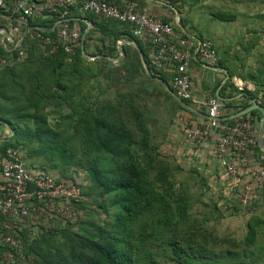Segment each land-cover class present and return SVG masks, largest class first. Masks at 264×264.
I'll list each match as a JSON object with an SVG mask.
<instances>
[{
	"label": "trees",
	"instance_id": "16d2710c",
	"mask_svg": "<svg viewBox=\"0 0 264 264\" xmlns=\"http://www.w3.org/2000/svg\"><path fill=\"white\" fill-rule=\"evenodd\" d=\"M175 3L172 1L170 5L175 6ZM68 17H79L92 24L84 40V49L90 57L110 56L116 51L117 42L122 40L134 41L139 48H142L140 40H144L152 47L147 38L133 36L132 27L128 24L82 15L74 10ZM213 17L221 22L234 21L232 15ZM30 21L32 25L49 28L54 19L47 15L46 18ZM167 21L164 19V22ZM77 26L82 33L87 27L83 21H78ZM174 31H179L177 26H174ZM247 45L242 46L245 56L251 53L255 43L247 42ZM22 47L26 50L23 60H17L15 52L11 54L13 60L10 64L0 67V127L5 125L12 131L10 137L7 135L0 142V155L7 147L15 148L28 163L27 159L34 155L44 157V153L59 147L62 152L66 151L74 157L73 141L70 142V137L58 141V132L54 129L57 125L48 121L45 111L50 105L66 102L70 109L67 118L70 123L73 120L76 122L75 129L82 147L80 156L84 160L92 158L86 163L85 172L90 176L93 187H89L93 194L83 192L84 186L72 174L66 176L61 170L57 171L52 163H47V167L45 164L30 166L28 163L30 168H43L58 180L77 186L80 198L75 205L80 213L72 223L58 218H44L37 223L26 219L16 231L8 229L5 219L0 217V236L11 235L19 244L14 253L15 264H215L213 256H216L218 264L222 257H230L232 254H224L228 250L216 252L198 244L192 236H179L180 226L190 216L187 214L191 208V195L187 189L189 183L186 179L185 182L180 180L187 190L175 191V177L181 169L176 166V171H173L162 160L164 156L152 142L141 114L135 112L133 100L127 96L115 97L116 102L107 101L104 105L98 99L90 105L82 100L83 92L92 90L88 84L94 76L90 65L95 62L104 66L107 61L94 59L88 62L79 47L72 56L63 53L42 56L37 54V43L30 35L26 36ZM215 49L219 58L217 67L227 69L224 57L219 56ZM0 53L2 57L10 55L1 46ZM145 63L149 77L164 81L173 91L168 75L159 72L146 57ZM235 65L234 71L228 68L230 79L225 88L232 87V75L242 70H237ZM26 73L33 75V80L37 73L35 80L38 84L33 86L19 81L29 76ZM235 91L244 92L250 99L258 98L257 91ZM165 93L172 98L177 112H188ZM73 94L74 98H68ZM261 97L264 98V91ZM245 108L246 104L240 107L241 110ZM247 116H255L257 122L261 117L257 110L242 118ZM34 143L39 144L37 148H33ZM187 176L184 174V178ZM94 205L102 215L96 222L88 224L84 222L83 213H87L86 209L98 213ZM48 240L52 244H47ZM7 249L0 244V264H6L2 262V256ZM19 253L23 259H17Z\"/></svg>",
	"mask_w": 264,
	"mask_h": 264
},
{
	"label": "built area",
	"instance_id": "2783aa9c",
	"mask_svg": "<svg viewBox=\"0 0 264 264\" xmlns=\"http://www.w3.org/2000/svg\"><path fill=\"white\" fill-rule=\"evenodd\" d=\"M7 1L0 0V46L10 55L2 57L0 53V67L10 64L12 53L17 52V60L24 59L26 50L22 45L27 35L37 43V54L42 56L59 53L72 56L78 47L81 50V40L87 27L82 33L77 22L83 21L86 26L90 22L79 17L69 18L72 10L128 24L132 27L133 36L150 41L155 68L168 75L174 94L194 111L185 108L188 112L176 114L175 131L192 150L211 142V157L217 160L227 178L248 174L249 179L242 185L238 196L239 205L243 208L257 197L255 189L264 188V167L257 165L256 153H253L258 146V132L252 120L248 116L227 118L223 113L226 106L217 97L197 99L193 96L189 74L192 60L198 59L216 68L219 58L210 40L179 35L174 31V26L180 22L177 14L171 22H164L152 16L146 0H118V3L105 0ZM157 1L175 11V6L170 3L177 0ZM47 15L54 19L49 28L32 25L30 20L46 18ZM259 104L264 108V98L259 100ZM7 135L10 137L12 131L9 130ZM4 137L0 136V142ZM79 198L77 186L58 180L43 168H30L18 149L7 147L0 155V217L5 219L8 229L18 230L26 219L32 223L44 218L75 222L80 213L75 205ZM0 244L8 248L2 262L15 264L14 253L19 249L17 240L11 235H3L0 236ZM17 259H23V255L19 253Z\"/></svg>",
	"mask_w": 264,
	"mask_h": 264
},
{
	"label": "rangeland",
	"instance_id": "374dc122",
	"mask_svg": "<svg viewBox=\"0 0 264 264\" xmlns=\"http://www.w3.org/2000/svg\"><path fill=\"white\" fill-rule=\"evenodd\" d=\"M189 1L191 4L188 5V23L192 26L194 31L196 30L201 35L212 32L216 38L219 37L220 41L223 40V42L225 40H230L232 42L236 40L239 45L238 50H240L237 51L236 55L232 56L231 59L233 63L235 61V67L237 70L242 68V71H244L246 66L245 64L248 65L247 68L250 70L246 71L247 73L245 74H251L253 71L256 72L258 70H264V45H260V42L264 44V24L262 25L261 23L264 22L262 20L264 18H260V16L264 17V0H208V2L216 4L218 6L217 8H208L206 5L200 6V0ZM148 9L152 16L157 17L151 10L152 7H148ZM210 15H232L234 16V21L228 23L221 22L214 19ZM246 41L251 44L254 42L257 47V49H255L256 51H254L256 53H254L253 56H245L246 54H243L244 52L242 46H248ZM85 59L88 62H93V60L89 58ZM110 63L111 62L107 61L106 64H104V66H106L105 68L101 64L95 62L90 65L94 76L90 78L88 84L92 87V90L91 92H83L84 99L82 100L90 105L98 99L99 103L104 105L107 104V101L113 102L115 97H130L134 102L136 109L135 112L141 114L143 122L147 125V128L151 133L152 142L158 146L160 153L165 157H162V160L165 161L169 167H171V170L177 168L176 166L181 169L175 177V179L177 178L175 191L179 193V190L185 191L188 189V192H190L191 208L189 209V213L187 211V214L190 216L189 218L187 216L186 223L180 226L179 236H181V238H188L192 236L198 244H202L206 248L214 249L216 252L228 250L224 252L225 255H231L234 252L237 255L239 252V255H241L240 253L245 249H240V246L242 245L234 238L236 235L240 236L238 234L240 225L238 226L234 222L230 221L226 222V218H224V216L216 209L218 208L216 201L214 202L209 198V196H207L208 192H200V187L201 189L205 188V190H208L209 187L206 182L204 186L200 183H198V186L196 185V187L192 186L193 183H191V178L195 176L197 171L191 169L190 167H188L187 172L184 171V167L186 165L181 162L182 159L180 157H176L173 154L172 144L169 145L168 141H172L170 137L175 133L174 119L176 114L179 113L177 112V106H175L172 98L165 93V88L160 84L162 86L161 87L157 81H154V79H149L145 88L140 85H137L138 88H136L135 82H126V80L124 82L122 74L120 73L121 70H123L121 66L109 70L107 68L109 66H113ZM29 74L30 73H26L25 75ZM36 75L38 74L35 73V78ZM35 78L33 80V75H29L26 77L24 76L19 81L28 82L35 86L38 84ZM130 85L135 86L131 87ZM74 96V94L68 95V98H74ZM74 100L75 99H73V101ZM70 101L72 102V100ZM102 108L103 106H101V109ZM45 111L47 112L48 121L50 123H56L57 125L54 129L58 132V141L70 137V142L73 141L72 146L76 154L74 157H71L68 152H62L61 148L57 147L44 153V155H46L44 157L34 155L31 159H27L29 165L32 166L39 164L43 166L45 164L47 167V163H52L57 171L61 170L64 174H66V176L72 174V176L76 178L77 182L84 186L83 192H87V194L92 195L93 192L90 189L92 186L90 176L85 172L86 163L92 160V158L90 157L89 159L84 160L80 156L82 147L80 146L81 143H79L78 140L79 135L77 128L75 129L76 122L73 120V123H70L67 118L70 112L69 106L66 102H61L57 103V105H50L45 109ZM123 116L124 118H127L124 113ZM257 128L258 127H256V129ZM174 141L176 142V140ZM38 145L39 144L37 143L32 144L33 148H37ZM177 158L180 159L178 160ZM173 171H176V169ZM55 174L58 175L57 172H55ZM184 174L189 176L184 178ZM185 179L187 180V183L191 184V186L188 184L187 189L183 183L180 182V180L185 182ZM186 197L188 198V196ZM94 206L98 213L89 209H86L87 213H83L84 222H87L88 224L96 222L97 218L102 215L101 210L97 209L96 205ZM236 227H238V230ZM47 244H52L51 240H48ZM61 244H63V240H61ZM194 246H196L195 243ZM212 258L216 264V256H213ZM221 262L222 261H218V264H221Z\"/></svg>",
	"mask_w": 264,
	"mask_h": 264
},
{
	"label": "crops",
	"instance_id": "0c3cea01",
	"mask_svg": "<svg viewBox=\"0 0 264 264\" xmlns=\"http://www.w3.org/2000/svg\"><path fill=\"white\" fill-rule=\"evenodd\" d=\"M145 4L148 7H152L151 10L159 19H165L171 22L175 14H177L180 20L177 26L179 29L177 34L208 39L213 42L214 46L217 48L219 56L224 57V64H227V69L216 67L215 69L217 70H213L212 67L205 65L198 59L192 60L189 66V74L192 93L195 98L217 97L226 106L223 113L227 118L242 111L240 107L245 106V104L247 107L251 105L252 99L245 96L244 92L235 93V90L248 92L257 91L258 98L253 100L259 104V100L262 98L261 95L264 91V70L253 71L249 76L245 74L247 73L246 71L249 70L246 64L244 71L239 70L232 75V87L228 86L225 88L226 83L230 79L229 72L235 70L234 64L236 63L235 61L234 63L232 62L231 57L235 56L237 51L240 50H238L239 45L236 40L233 42L225 40L223 42V40L220 41L219 37L216 38L212 32L201 35L196 30L194 31L192 26L188 23V5L191 4L189 0H177L174 8L175 11H172V9L170 10L168 6H162L157 0H146ZM201 5H206L208 8L218 7L216 4L208 2V0H200V6ZM210 16L213 17L212 15ZM261 23L263 24V22ZM87 28L90 30L92 24L90 23V25H87ZM140 43L142 48H139L134 41L122 40L120 48L116 45V51L110 54V56L101 58L99 56L104 55H97L95 59H103L111 62L110 64L113 66H109L107 68L109 70L121 66L123 70H121L120 73L122 74L124 82L125 80L126 82H135L136 84H134L136 86H134L136 88H138L137 85L145 88L149 79H154V81L157 82L158 80L156 77H149V70L145 63V57L150 62L152 61V48L145 44L144 40H140ZM260 45L262 46L264 44L260 42ZM124 47H126L125 50ZM255 49H257L256 45L248 56H253L254 53H256L254 52L256 51ZM105 67L106 66H104V68ZM228 68L230 70L229 72ZM250 118L253 120L255 129L258 127L257 129L259 130V121H256L257 119L255 116ZM174 132L175 133L170 137L172 141H168L169 145L172 144L173 154L176 157H180L182 159L181 162L186 165L184 171H187L188 167L197 171L195 176L191 178V183H193L192 186L196 187L198 183L204 186L206 182L209 187L208 190H205V188L201 189L200 187V192H208L207 196L214 202L216 201L218 212L226 218V222L230 221L238 226L240 225V230L238 232L240 236L236 235L237 238H234L242 245L240 249L245 250L240 253L241 255H239V252L238 255L234 252L230 257H222L221 264H264V188L259 190L255 189L256 192H254V194L257 195V197L253 199L247 207L243 208L239 205L238 196L240 195L242 185L249 179L248 174L238 176V178H227L223 170L219 167L217 160L211 157V142L200 146L198 150H192L183 137L175 130ZM7 134H9L8 127L5 125L4 127H0V136H7ZM173 136L176 142L173 140ZM257 148L253 152L256 153V163L264 167V150L260 148L259 144ZM180 158L177 159L179 160ZM189 185L191 186V184ZM236 229L238 230V227H236Z\"/></svg>",
	"mask_w": 264,
	"mask_h": 264
},
{
	"label": "water",
	"instance_id": "95a60500",
	"mask_svg": "<svg viewBox=\"0 0 264 264\" xmlns=\"http://www.w3.org/2000/svg\"><path fill=\"white\" fill-rule=\"evenodd\" d=\"M89 29L87 28L83 34L82 40H81V54L84 58H89L91 60H93L95 57H90L87 55L85 49H84V40L85 37L88 33ZM122 45V42L117 43V47L120 48V46ZM101 58H106L105 56H99ZM213 70H217L215 68H212ZM158 82L165 88V90L173 97V99L175 101H177L179 104H181L184 108H186L187 110L193 111L192 109H190L188 106H186V104H184L183 102H181L177 96L174 94V92L169 88V86L162 80L157 79ZM257 110L259 111L261 117L259 120V130H258V144L260 146V148L262 150H264V143H263V138H264V108L258 104L255 100L252 99L251 101V105L247 108H245L244 110L232 115L230 117V119H235V118H239L242 117L246 114H248L251 111ZM194 112V111H193Z\"/></svg>",
	"mask_w": 264,
	"mask_h": 264
}]
</instances>
